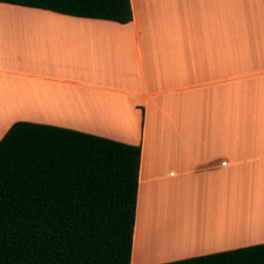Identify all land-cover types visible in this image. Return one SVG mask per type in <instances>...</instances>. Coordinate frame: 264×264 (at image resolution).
Returning <instances> with one entry per match:
<instances>
[{
    "label": "crops",
    "instance_id": "1",
    "mask_svg": "<svg viewBox=\"0 0 264 264\" xmlns=\"http://www.w3.org/2000/svg\"><path fill=\"white\" fill-rule=\"evenodd\" d=\"M130 4L120 23L0 2V139L140 145L130 264L264 243V0Z\"/></svg>",
    "mask_w": 264,
    "mask_h": 264
},
{
    "label": "trees",
    "instance_id": "2",
    "mask_svg": "<svg viewBox=\"0 0 264 264\" xmlns=\"http://www.w3.org/2000/svg\"><path fill=\"white\" fill-rule=\"evenodd\" d=\"M129 22L130 0H0ZM140 145L15 122L0 139V264H130ZM156 264H264V243Z\"/></svg>",
    "mask_w": 264,
    "mask_h": 264
}]
</instances>
